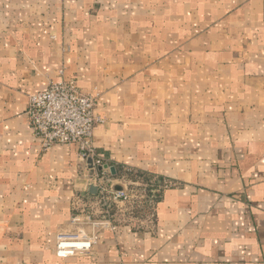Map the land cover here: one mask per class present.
Segmentation results:
<instances>
[{"label":"crops","instance_id":"1","mask_svg":"<svg viewBox=\"0 0 264 264\" xmlns=\"http://www.w3.org/2000/svg\"><path fill=\"white\" fill-rule=\"evenodd\" d=\"M69 78L109 177L160 184L153 220L74 211L77 146L41 153L25 115ZM0 264H264V0H0Z\"/></svg>","mask_w":264,"mask_h":264},{"label":"built area","instance_id":"2","mask_svg":"<svg viewBox=\"0 0 264 264\" xmlns=\"http://www.w3.org/2000/svg\"><path fill=\"white\" fill-rule=\"evenodd\" d=\"M95 104L96 98L83 93L76 79L69 78L50 82L46 89L29 96L25 115L41 153L56 145L77 146L79 158L86 164L89 181L97 194L93 202L75 197L74 211L88 215L94 229L112 227V219L117 213L129 218L135 213L137 217L153 220L155 199L148 194L141 177L125 169L119 178L111 179L109 166L95 155L92 137L99 123L93 115ZM116 184L121 187L120 191L114 190ZM170 186L164 183L161 187ZM111 211L116 214L110 215ZM73 222H78L77 217ZM82 237V244L77 238L72 241L60 239L57 255L62 257L89 249L88 237Z\"/></svg>","mask_w":264,"mask_h":264},{"label":"rangeland","instance_id":"3","mask_svg":"<svg viewBox=\"0 0 264 264\" xmlns=\"http://www.w3.org/2000/svg\"><path fill=\"white\" fill-rule=\"evenodd\" d=\"M142 182H143V185H144L145 189L147 190L148 194H150L152 196H153V192L158 190V188L160 187L159 183H157L156 181H151L149 179H146L145 177L142 179ZM114 214H116V211L110 212V215H114ZM132 217H136V214L134 213L132 215ZM139 218H145V217L139 216Z\"/></svg>","mask_w":264,"mask_h":264},{"label":"water","instance_id":"4","mask_svg":"<svg viewBox=\"0 0 264 264\" xmlns=\"http://www.w3.org/2000/svg\"><path fill=\"white\" fill-rule=\"evenodd\" d=\"M105 168H107V167L105 166L104 169H105ZM108 170H109V172H110V174H111L112 176L115 175V169H114L113 167H109ZM92 190H94V189H92ZM114 190H116V191H120V190H121V187H120V186H116V187H114Z\"/></svg>","mask_w":264,"mask_h":264}]
</instances>
